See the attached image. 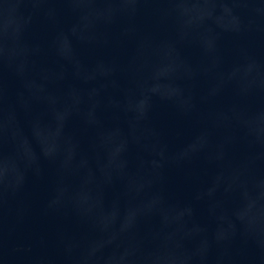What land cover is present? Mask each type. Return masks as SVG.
I'll list each match as a JSON object with an SVG mask.
<instances>
[{"label": "water", "instance_id": "1", "mask_svg": "<svg viewBox=\"0 0 264 264\" xmlns=\"http://www.w3.org/2000/svg\"><path fill=\"white\" fill-rule=\"evenodd\" d=\"M0 264H264V0H0Z\"/></svg>", "mask_w": 264, "mask_h": 264}]
</instances>
